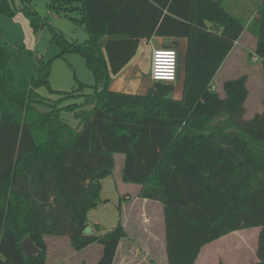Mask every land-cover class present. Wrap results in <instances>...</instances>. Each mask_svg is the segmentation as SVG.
I'll return each instance as SVG.
<instances>
[{
    "label": "trees",
    "instance_id": "16d2710c",
    "mask_svg": "<svg viewBox=\"0 0 264 264\" xmlns=\"http://www.w3.org/2000/svg\"><path fill=\"white\" fill-rule=\"evenodd\" d=\"M15 1L20 3L16 8ZM34 0H0V18L22 10L31 26L46 24ZM223 0H51L50 12H76L88 38L56 33L62 53H78L94 85L76 81L71 92L52 91L50 62L37 77L16 82L0 47V264H46L47 237L66 238L74 251L97 244L94 264H113L126 233L119 221L103 235H86L87 214L101 202V180L123 156L121 180L141 187L139 197L162 206L167 264H196L200 250L224 235L259 228L257 262L264 264V96L262 112L245 118L247 76L213 80L245 29L256 38L264 88V0L246 26ZM106 35L116 36L100 41ZM177 49L186 39L183 91L153 83L145 94L116 92L110 79L136 56L143 39ZM89 87L92 92L82 95ZM46 88L60 96L49 101ZM83 96L81 104L60 106ZM38 107H46L40 111ZM89 107V108H87ZM62 112L78 121L69 125ZM121 213V207L118 206ZM98 228V225H96ZM29 238L38 254L26 257Z\"/></svg>",
    "mask_w": 264,
    "mask_h": 264
},
{
    "label": "rangeland",
    "instance_id": "374dc122",
    "mask_svg": "<svg viewBox=\"0 0 264 264\" xmlns=\"http://www.w3.org/2000/svg\"><path fill=\"white\" fill-rule=\"evenodd\" d=\"M224 8L234 17L241 20L246 26L258 16V8L262 0H223ZM51 0H34L32 10L41 18L45 19L46 24L39 28L31 26V13L27 9L18 11L13 17L2 16L0 18V47L11 54V59L7 62L6 69L9 70L15 81L23 78L37 77L39 70V59L44 63L50 62L49 68V86L52 91L71 92L76 88V81L87 86L94 85V77L86 67L85 61L78 53L64 52L55 39V34L60 33L67 40L82 42L88 38L84 27L77 24L79 20L76 12L55 13L50 12L48 6ZM20 3L15 1L18 8ZM75 19V20H73ZM249 26V25H248ZM116 36L106 35L100 41V45ZM247 34L243 38L236 51L239 52L237 64L229 71L228 78L235 79L246 75L248 78L247 89L248 98L245 103V118H250L251 112H256L262 107L264 96L263 77L261 63L257 56L252 54V44L247 46ZM185 44L182 40L178 49V76L174 82V92L171 97L177 98L182 94L184 62H185ZM252 58L256 59L254 62ZM143 59V60H142ZM136 67L131 64L124 68L120 74L110 79V87L125 93L144 94L152 82L149 79L150 73V49H144L141 43L134 58ZM131 66V67H130ZM227 73V72H226ZM224 74L221 72L215 78L214 87L218 93L222 94L221 81ZM92 90L87 87L82 95L90 94ZM40 96L49 101H57L60 96L56 93H50L46 88L38 90ZM75 96L61 102L60 106L70 104H81L83 96ZM40 111H46V107H38ZM89 108V107H87ZM61 117L72 127L78 125V121L72 113L62 112ZM115 168L112 175L101 180L100 199L101 202L87 214V227L84 230L86 235H103L113 229L116 224L122 220V214L118 211L126 207L129 210V221L127 235L133 237L125 239L133 243L132 252L129 253L126 264H166V258L162 248V227H164L162 206L153 203H144L136 200L131 192L129 199H122L121 193L116 183L118 174H121L120 163L122 156L115 155ZM126 196V195H125ZM124 197V195H123ZM146 211L149 216L147 226L157 236V240L149 243L144 241V234H140L139 223H144V216L136 213ZM141 212V213H142ZM138 215V216H137ZM147 218V217H146ZM98 225V228L96 227ZM259 228H245L235 232L228 233L220 239L208 243L203 251L199 252L196 264H248L255 257L257 249V239ZM49 245L46 264H79V257L89 256L86 263L94 264L98 258L95 257L99 246L93 244L85 251L72 252L66 238L47 237ZM126 245L121 251L126 252ZM93 252V255L88 252ZM89 252V253H91ZM121 252V253H122ZM74 259V260H73ZM73 260V261H72ZM94 260V261H92ZM257 260V259H256ZM72 261V262H71ZM114 264H122L120 260Z\"/></svg>",
    "mask_w": 264,
    "mask_h": 264
},
{
    "label": "crops",
    "instance_id": "0c3cea01",
    "mask_svg": "<svg viewBox=\"0 0 264 264\" xmlns=\"http://www.w3.org/2000/svg\"><path fill=\"white\" fill-rule=\"evenodd\" d=\"M247 34V38L245 39V42H246V50H248L247 49V46L249 45V44H252V54H253V52H254V48H255V45H256V38L252 35V34H250L248 31H247V29H245L244 30V32L242 33V35L240 36V38L238 39V41H236V43H235V45H234V47H233V49L231 50V52L228 54V56H227V58L225 59V61L223 62V64H222V66L220 67V69H219V71L217 72V74H216V76L214 77V80H213V86H214V82H215V78L219 75V73L221 74V72L224 74L223 76H222V81H221V86H222V84H223V82L224 81H226V80H229L230 78H228V75H229V71H231V69H233L234 68V66L237 64V59H238V56H239V52H237L236 51V46H238L239 44H240V42H241V40L243 39V38H245V35ZM111 39V38H110ZM150 39H152V41L154 42V45H156V46H161V44L163 43V42H166V43H169V42H171V39H166V40H164V39H162V38H158V37H155V36H153V37H151ZM182 40H185L186 41V39H184V38H182V39H179L178 40V47H179V45H180V43H181V41ZM147 41H148V39H143V40H141V42H140V44L142 43L143 45H144V49H145V51H146V49L148 50L149 48H148V46H147ZM186 46H187V41H186V44H185V51H186ZM140 47V46H139ZM178 47H177V49H178ZM177 49H176V51H177ZM135 58V57H134ZM134 58H133V60H131V62L128 64V65H130L131 64V66H132V68H135L136 67V62H137V60H135L134 61ZM143 60V59H142ZM251 62H254V58H252V61ZM127 65V66H128ZM126 66V67H127ZM130 66V67H131ZM125 67V68H126ZM227 72V73H226ZM183 76H184V74H183ZM150 79V78H149ZM151 81V80H150ZM248 81V80H247ZM153 84V83H152ZM150 87V86H149ZM149 87H148V89H149ZM110 89L111 90H113V91H116V92H121L120 90H118V88L117 89H113L112 87H110ZM147 89V90H148ZM147 90H146V92H147ZM182 91H183V85H182ZM145 92V93H146ZM123 93H125V92H123ZM144 93V94H145ZM130 94H137V93H130ZM139 95H142V94H139ZM182 97V94L181 95H179L177 98H175V99H180ZM260 112H262V107L261 108H259L256 112H251V115H250V117H252L255 113H260ZM245 117V116H244ZM123 156H122V159H121V161H120V163H122V166H123ZM122 166H121V169H122ZM116 183H117V186H118V188H119V191H120V193H121V197H122V199L124 198L125 200H127V199H129V195L131 194V192L135 195V198H136V200H140V201H142V202H144V203H153V204H158L159 206H161L159 203H157V202H153V201H149V200H146V199H141L140 197H139V195H140V192H141V187L140 186H136V185H130V184H125V183H123L122 182V180H121V174L119 175L118 174V176H117V178H116ZM123 195H124V197H123ZM126 195V196H125ZM142 211H139V213H136V214H138V215H140V216H144V218H145V220H144V223H139L138 224V226L142 229L141 230V232H140V234H144V241L146 240V241H148L149 243H152V242H154V241H156L157 240V236L154 234V232L152 231V230H150L149 228H148V226H147V223L145 222V221H147V219H148V216H149V214L146 212V211H144V212H142ZM163 213V212H162ZM122 214V220H120L121 221V223H122V227H123V229H124V231H125V233H126V236H125V238H123L120 242H119V244H118V248H117V250H116V255H115V258H114V262H113V264L118 260H120V262L122 263V264H126L127 263V258H129L128 256H129V253H130V251L132 252V249H133V246L135 247V245L133 244V243H135V242H131V241H129V242H127L125 239H127V238H129V240H131L133 237H129L128 235H127V230H128V221H129V216H130V214H129V210L127 211L126 210V207L125 208H123L122 210H121V213H120V215ZM137 215V216H138ZM147 217V218H146ZM164 223V222H163ZM117 225V224H116ZM116 227V226H115ZM114 227V228H115ZM164 236H165V230H164V227H162V248H163V253H164V256H165V258H166V255H165V243H164ZM95 245H97V244H95ZM124 245H126V247H127V249H126V252H122L121 251V249H122V247L124 246ZM92 246V245H91ZM91 246H89V247H87V248H85V249H83L82 251H85V250H87L88 248H90ZM97 246H99V245H97ZM205 247V246H204ZM203 247V248H204ZM99 248L100 249H97V254H96V256L95 257H97L98 256V258H99V256H100V254H101V247L99 246ZM203 248L200 250V252L201 251H203ZM72 252H78V251H74L72 248L70 249ZM89 252H91V251H89ZM88 252V254H91V255H93V252H91V253H89ZM122 252V253H121ZM88 257L89 256H85V257H79L78 259H77V261H78V263L79 264H81V263H86V260L88 259ZM255 257H256V255H255ZM98 258H97V260H98ZM257 258H255L252 262H250V263H248V264H252V263H255V262H257V260H256ZM74 260V259H73ZM72 260V261H73ZM97 260H95V261H97ZM71 261V262H72ZM92 261H94V260H92ZM166 264H167V260H166Z\"/></svg>",
    "mask_w": 264,
    "mask_h": 264
},
{
    "label": "built area",
    "instance_id": "2783aa9c",
    "mask_svg": "<svg viewBox=\"0 0 264 264\" xmlns=\"http://www.w3.org/2000/svg\"><path fill=\"white\" fill-rule=\"evenodd\" d=\"M147 46L150 49L149 78L151 82L174 84L178 76L179 57L177 51L156 46L152 39H148Z\"/></svg>",
    "mask_w": 264,
    "mask_h": 264
},
{
    "label": "water",
    "instance_id": "95a60500",
    "mask_svg": "<svg viewBox=\"0 0 264 264\" xmlns=\"http://www.w3.org/2000/svg\"><path fill=\"white\" fill-rule=\"evenodd\" d=\"M20 248L26 257L38 254L37 247L31 242L29 238L21 242Z\"/></svg>",
    "mask_w": 264,
    "mask_h": 264
}]
</instances>
